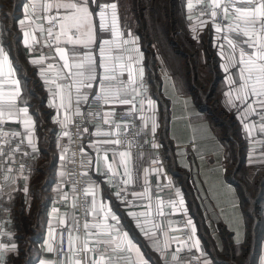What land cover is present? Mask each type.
Wrapping results in <instances>:
<instances>
[{
    "label": "crops",
    "instance_id": "crops-1",
    "mask_svg": "<svg viewBox=\"0 0 264 264\" xmlns=\"http://www.w3.org/2000/svg\"><path fill=\"white\" fill-rule=\"evenodd\" d=\"M4 1L6 0H0V43L10 46V59L17 69L15 78L21 81V94L14 103L16 109L27 107V116L20 112L9 117L5 113L2 118L4 123L2 149L14 148L21 140L23 143L20 144L21 150L13 157L18 166L12 167L11 172H6V181L14 183L16 191L9 197H0V243L14 242L18 251L0 253V264H12V261L21 254L20 246L25 238L20 235L17 228V215L29 218L30 212L36 206V194H39L41 199L40 210L34 218L32 231L35 236L31 239L32 245L28 249L30 255L27 264H39L41 260L47 261L48 264H60L61 261L71 264L77 259L75 252L85 239L84 234L74 236L73 252L65 255L64 259L57 260L55 251L60 231L69 227L73 219V197L65 184L64 159L70 143L73 119L80 116L74 115L73 111L66 114L63 110L57 115V109L49 106V102L53 100L49 89L56 91V85L45 84L44 81L55 78L56 71L63 63L55 54V41H51L50 51L42 44H32L31 51L24 45V31L33 33V29L28 27L27 22L24 28H21L19 20L33 13L31 7L33 0H20L11 13H5ZM178 1L187 30L196 37L207 38L205 45L211 51L217 73V80L212 86L216 107L212 110L210 106L201 105L200 98L192 92L180 93L173 77L167 72L160 70V74L157 75L158 83L155 84L149 76L145 52L138 34L129 29L119 28L123 33L122 39L135 41L134 45L126 47L139 49L136 55L138 58L142 56L140 66L144 69L146 95L155 101L154 110H149L146 102L143 113L139 111V103L136 104V111H132L131 104H107L103 105L104 113L114 112V115L108 117L112 123L94 122L87 126L89 131L86 133L88 139L86 149L92 154V174L96 180V183L88 188L90 210L87 222L103 223L104 213L109 208L115 212L120 218V225L133 238L135 247L126 254L130 256L133 264H164V257L168 259L169 264H175L171 255L177 253L178 248L180 251L177 255L181 258L182 264H220L214 255L226 253V244L242 245L246 236L238 189L235 184L228 181L227 174H233L236 157H240L242 174L246 182L252 185L258 177L264 175V131H261L264 120L257 114L260 109L253 104L252 107L256 108L257 112H246L245 103L236 99L235 92L232 94L235 106L229 105V98L225 95L230 90L227 77L234 71L229 68V73H226L222 67L228 66L229 60L221 56L220 45L223 44L224 56H228L231 51L227 41L223 39L224 35L228 34L227 29L217 33L212 19L202 15L204 0H191V9L188 8V0ZM44 2L45 0H35L36 12H41L40 4ZM7 19L10 20L14 34L13 41L4 37L8 31L5 27ZM34 34L38 38L41 37L39 31ZM104 36L108 38L110 33H105ZM29 42L32 43L31 40ZM42 54L51 57L44 60L42 65L44 68H47L49 63L55 64V67L47 71L43 77L38 74L41 66L30 64L31 59L39 58ZM96 59L99 62L98 55ZM7 71L5 66V75L0 78V97L5 101L11 90ZM102 72V69H98V74ZM123 78L126 79V74ZM57 83L62 81L58 80ZM94 87L98 90V86ZM114 87L118 88L120 85L116 84ZM125 95L130 98L129 94ZM137 96L139 97V93ZM213 96L209 100L213 99ZM252 99L254 98H249L248 103H251ZM55 103H60V97L55 98ZM87 106L88 104L81 106L82 113ZM122 111H132L145 134V147L158 152V157H149L147 151L122 150L114 144L92 146L98 140L112 139L111 136L95 135L97 127L102 132L114 131L115 124L122 126L117 130L123 128L124 124L116 118ZM214 113L231 119L234 133L230 138L223 136L225 123L216 122ZM141 116L144 119H141ZM153 118L157 123L154 134L150 131ZM25 119H30L34 126L33 139L39 149L38 153L29 156L24 155V152L32 153L25 135ZM57 120L61 122H56ZM65 131L69 132V136L64 135ZM14 133L20 135H13ZM153 144L158 147H153ZM122 151L130 153L124 161L132 175L131 183H125L127 180L124 175L125 167L119 156V152ZM230 157L234 161L233 169L229 165ZM20 161L25 164L23 173L19 171ZM109 165L112 166L111 170ZM156 169L162 170L157 174L154 171ZM235 177L240 183L241 179L237 175ZM112 179L120 184L116 186ZM25 187L28 189L27 192L24 191ZM62 192L68 193L67 200H61ZM117 192L120 193L119 199L116 196ZM133 193L142 195L134 196ZM181 200L183 204L179 203ZM101 205L104 206L102 211ZM148 205L150 206L145 207ZM93 208L99 212L98 217ZM259 208L262 230L255 264H262L264 261V187ZM54 209H58V212H54ZM130 211L138 215L133 218L128 215ZM60 219L64 220L63 225L59 224ZM107 223L114 222L109 218ZM138 225H142L148 231V235H145ZM53 228L56 230L55 233L51 231ZM91 231L96 229L93 228ZM196 241H199L198 248L194 246ZM122 242L125 245L127 243L126 240ZM157 244L161 251L156 250L154 245ZM49 245L53 248L52 252L46 251Z\"/></svg>",
    "mask_w": 264,
    "mask_h": 264
},
{
    "label": "snow or ice",
    "instance_id": "snow-or-ice-1",
    "mask_svg": "<svg viewBox=\"0 0 264 264\" xmlns=\"http://www.w3.org/2000/svg\"><path fill=\"white\" fill-rule=\"evenodd\" d=\"M31 7L33 8V13L26 16L25 19L19 20L21 28H24L27 22L28 27L33 29V33L24 31L25 47L29 48L30 51L33 50L32 44H42V46L51 48L52 43L50 41L54 40L56 45L55 54L63 62L56 71L55 78L52 80L45 79L44 81L45 84L56 85V91L49 89L53 96L49 106L57 109V115H59L60 110H63L66 114L73 111L74 115L80 116L82 120L99 115V113L94 112H88L86 115L82 113L81 106L90 104V102H100L101 106L107 104H131L133 106L132 111L137 110L136 104L139 103V111L141 113L144 111L146 102L148 109L154 110L155 101L146 95L147 87L146 82L143 80L144 69L140 66L142 56L138 58L136 55L139 49L126 47L134 45V39H122L123 33L118 27V5L116 2L103 3L101 0H45L44 3L40 4L41 12H36V3L33 0ZM188 8H192L191 0H188ZM201 13L212 19L217 33H221L225 28L227 29L228 34H225L223 39L227 41L231 50L230 54L224 56L223 44L220 45V48L221 56L229 60L228 66L222 65L225 72L229 73V68L234 69L227 77L230 90L225 95L229 98V105L235 106L232 100V94L235 92L236 99L245 103L246 112H257V109L252 107L255 104L260 109L257 114L260 115L261 120H264V0H204ZM40 21L46 22L47 26L45 27ZM225 21H227L226 24ZM36 31L41 34L40 38L34 34ZM105 33H110V36L105 38ZM97 55L99 62L96 59ZM48 58L51 57H46L42 54L39 58L30 60L31 65L41 66L38 74L42 77L45 76L47 71L55 67L54 63H49L47 68L42 66L44 60ZM5 66L8 69L7 76L11 81V90L7 94L8 99L6 101L0 97V122H3L2 118L5 113L9 117L20 112L27 116V107L16 109L14 103L21 94V81L15 78L17 69L10 59V46L0 43V78L5 75ZM98 69H102L103 72L98 74ZM125 74L126 79L123 78ZM58 80L62 81V83H57ZM116 84H119L120 87H114ZM94 85L98 86V90ZM137 93H139V97ZM125 94H129L130 98H127ZM73 95H75V99H73ZM56 97H60L59 104L55 103ZM249 98H254L251 103H248ZM24 103L26 104V101ZM13 109H16V111L14 112ZM132 111L125 114L132 115ZM112 115H114V112L111 111L104 113L105 124L112 123L108 119ZM67 119L66 115L65 122H67ZM141 119H144V117L141 116ZM56 122L61 121L57 120ZM24 125L28 145L32 149V153L24 152V155L29 156L38 153L39 149L33 139L34 126L31 120L25 119ZM146 126L147 123L145 121ZM76 127L79 129L81 125L77 124ZM114 127L119 129L122 126L115 124ZM123 127L126 132L128 125ZM133 127L135 126L133 125ZM156 127L157 123L153 118L150 129L153 134L156 131ZM245 127L248 126L245 125ZM88 131L87 127L83 128V132L87 133ZM142 131L143 129L138 130L135 135H140ZM261 131H264V124L261 125ZM77 134L79 135V132ZM13 135H20V133H14ZM64 135L69 136V132L65 131ZM95 135L112 136L114 133L102 132L97 127ZM115 136V139L98 140L92 146L99 144L120 145L125 142H128L129 146L131 145L126 134L117 132ZM22 143L23 140L14 148L0 149V166L3 167L5 172L13 170L12 165L16 163L13 157L21 150L20 144ZM153 147H158V145L153 144ZM81 151L83 152V148ZM113 155L115 156L116 153ZM119 156L122 158V163L125 167L124 175L127 177L125 183H131L132 175L124 161V158L129 157L130 153L122 151L119 152ZM5 157H7V162L4 160ZM104 158H107L106 153ZM108 167L111 170L112 166L109 165ZM24 168V162L20 161L19 171L23 173ZM161 170L156 169L154 171L159 174ZM145 171L147 172L148 170ZM61 175L63 176L64 173H61ZM145 184H147L146 178ZM27 190V187H25L24 191L27 192ZM87 191L85 190L84 202L86 207ZM177 194L179 195V193ZM133 195L142 194L133 193ZM116 196L119 199L120 193L117 192ZM67 198L68 193L62 192L61 200H67ZM122 202L127 203L126 201ZM179 203L183 204V200ZM103 207L101 205V211ZM53 211L58 212V209ZM93 211L98 217L99 212L95 208H93ZM144 214L140 213V215ZM160 214L162 215L163 213L160 212ZM128 215L135 218L138 214L130 211ZM109 218L114 223H107ZM188 223L190 224L191 221L189 220ZM59 224L63 225L64 220L60 219ZM74 227L78 230L79 221L74 222ZM138 227L145 235H148V231L142 225H138ZM93 228L96 231H91ZM83 229L85 239L80 247L76 249L79 258L72 261L71 264H133L130 256L126 255L135 247L133 238L123 229V226L120 225L119 216L110 208L104 213L103 223L90 224L85 221ZM51 231L55 233L56 230L53 228ZM68 231V253H64L65 255L73 252L74 237L72 231ZM152 235L154 236L155 233H152ZM123 240H126V245L123 244ZM154 246L157 251H161L158 244ZM194 246L198 248L199 241H196ZM5 251L17 252L18 250L14 242L10 244L0 243V253ZM46 251L52 252V246L49 245ZM137 251H139L138 248ZM179 251L180 248L177 249V253ZM58 252H64L62 236ZM177 253H173L171 259L175 264H182V260ZM39 264H48V262L41 260ZM60 264H67V262L61 261ZM164 264H169L166 257H164ZM262 264H264V261H262Z\"/></svg>",
    "mask_w": 264,
    "mask_h": 264
},
{
    "label": "rangeland",
    "instance_id": "rangeland-1",
    "mask_svg": "<svg viewBox=\"0 0 264 264\" xmlns=\"http://www.w3.org/2000/svg\"><path fill=\"white\" fill-rule=\"evenodd\" d=\"M103 3L116 2L118 5V27L122 29H129L136 33L139 32V18L137 16L136 6L133 5V0H101ZM5 6V13H11V10L15 5L18 4L17 0H6L3 2ZM176 26L175 30L169 32V38L165 39L160 35V25L157 31L150 28V34H141V44L143 46L149 76L155 82L157 81V75L160 74L159 70L167 73H171L178 80V75H181L183 68L188 71L187 79L188 85L185 86L183 81L179 79L180 88L185 92H191L200 97V104L203 106H210L212 110L216 107L215 96L213 99L207 100L205 97L212 92V86L217 80V73L214 69L215 61L212 57L211 51L205 45L207 38L196 37L194 34L189 32L186 28V23L182 17L180 2L177 0L176 3ZM7 33L4 34L5 39L11 38L14 40L13 31L10 29V20H6ZM148 31V30H147ZM10 33V34H9ZM181 52V53H180ZM180 53V54H178ZM181 54L183 55L181 56ZM182 57L180 62L179 58ZM217 121L225 123V128L222 133L223 136H228L234 133L232 128L231 119L219 116L214 113ZM229 131V134H228ZM230 168L233 169L234 161L229 160ZM41 199L39 194H36V206L30 212L29 218H24L22 215H17V228L20 235L24 236L25 240L21 242V254H19L13 261L12 264H27L28 249L31 247V239L35 236L34 223L35 216L39 214V203ZM230 248L226 253L214 255V258L220 264H246V257L239 251H231ZM252 264H255L252 262Z\"/></svg>",
    "mask_w": 264,
    "mask_h": 264
},
{
    "label": "built area",
    "instance_id": "built-area-1",
    "mask_svg": "<svg viewBox=\"0 0 264 264\" xmlns=\"http://www.w3.org/2000/svg\"><path fill=\"white\" fill-rule=\"evenodd\" d=\"M45 27L47 24H44ZM51 42V41H50ZM45 49L51 50V48L46 47ZM160 72V70H159ZM91 101V98H90ZM88 112L99 113L95 117H87L86 120H82L81 117H75L70 128V143L68 150L64 159V168L66 170L65 175V184L73 197V219L69 227L63 228L60 231L59 242L56 246L55 257L57 260H62L65 257L64 253L68 252V235L69 231H72L74 236H82L84 234L83 223L88 221V215L90 210V197L89 192L87 191V207L85 206V190L96 183V180L92 174V154L86 149L87 137L86 133L83 132V128L87 127L90 123H101L104 121V108L101 106L100 102H90L88 106L84 109L83 113L86 115ZM127 111L119 112L116 115L117 120L122 122L124 125H128V128L125 132L123 127L120 130L115 129L112 131L114 135L111 136L112 139H115V133L119 132L126 134L128 141L131 142L129 146L128 142L116 145L117 148L131 151V152H144L147 151L149 157L156 158L158 157V152L154 149H147L145 147L144 138L145 134L142 131L140 135H135V133L141 129V127L136 122V119L133 115H126ZM80 124L81 127L77 129L76 125ZM133 125L135 127H133ZM4 131V123L0 122V149H2V135ZM79 132V135L77 134ZM134 137V139H133ZM83 148V152L81 149ZM7 162V157L4 158ZM18 166V162L14 163L12 167ZM87 173V175H85ZM113 183L118 186L120 183L115 181ZM16 191V185L14 183H8L6 181V172L3 167L0 166V197H9ZM79 221L78 230L74 227V222ZM61 236L63 237V253L58 252V246L61 243ZM75 256L78 259L79 254L75 252Z\"/></svg>",
    "mask_w": 264,
    "mask_h": 264
},
{
    "label": "trees",
    "instance_id": "trees-1",
    "mask_svg": "<svg viewBox=\"0 0 264 264\" xmlns=\"http://www.w3.org/2000/svg\"><path fill=\"white\" fill-rule=\"evenodd\" d=\"M19 1L20 0H17V2ZM176 3L177 0H133V5L136 6V13L140 20L139 32L137 33L139 38L141 37V34L149 35L150 28L152 31L153 29L157 31L158 26L156 24H159L161 27L160 35L165 39H167V37L169 38V32H174V27L177 23L175 18L177 12ZM10 29L12 30V27ZM182 55L183 54H181V56ZM178 58L180 62L182 57ZM187 74L188 71L183 68L181 75H178L177 80L174 75L170 73L180 93H184L185 91L180 88L181 85L179 79H181L184 85L187 86ZM157 83L158 79L155 84ZM191 92L193 93V91ZM212 95L213 93L210 92V94L205 98L209 100V98H212ZM217 122L219 123L222 121ZM231 136L232 134L228 135L227 137L230 138ZM232 171L233 174H227V179L228 181H230V183L235 184L238 189L240 205L243 211L246 236L245 241L242 245L232 246L230 244H226V250L228 251L230 248H232V252L236 250L237 252L239 251L246 257V259H244L246 261L245 263L252 264V262L255 263V256L259 247L262 230L259 203L263 194L264 175L258 177L252 185L249 182H246V180L244 179V175L242 174V159H240V157H236L235 167ZM236 175L241 179L242 183H239L238 179H236L235 177ZM210 251L212 250L210 249Z\"/></svg>",
    "mask_w": 264,
    "mask_h": 264
},
{
    "label": "water",
    "instance_id": "water-1",
    "mask_svg": "<svg viewBox=\"0 0 264 264\" xmlns=\"http://www.w3.org/2000/svg\"><path fill=\"white\" fill-rule=\"evenodd\" d=\"M17 11V10H16Z\"/></svg>",
    "mask_w": 264,
    "mask_h": 264
}]
</instances>
